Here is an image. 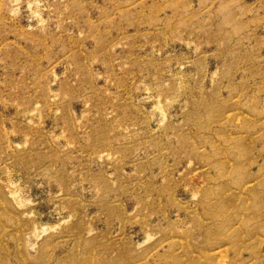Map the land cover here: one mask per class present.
Segmentation results:
<instances>
[{"label": "rangeland", "instance_id": "1", "mask_svg": "<svg viewBox=\"0 0 264 264\" xmlns=\"http://www.w3.org/2000/svg\"><path fill=\"white\" fill-rule=\"evenodd\" d=\"M0 264H264V0H0Z\"/></svg>", "mask_w": 264, "mask_h": 264}]
</instances>
